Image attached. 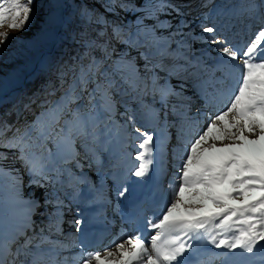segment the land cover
Listing matches in <instances>:
<instances>
[{
  "label": "snow or ice",
  "instance_id": "snow-or-ice-1",
  "mask_svg": "<svg viewBox=\"0 0 264 264\" xmlns=\"http://www.w3.org/2000/svg\"><path fill=\"white\" fill-rule=\"evenodd\" d=\"M33 4L34 0H0V27L7 25L14 30H24L33 19ZM60 7L62 5L54 0L47 22L52 35L64 22ZM165 7L180 11L175 5ZM248 15L260 26L243 47L232 46L226 38H218L215 26L203 28L204 33L210 34L207 42L215 45L222 57L217 71L237 67L240 76L234 87L229 85L227 75L214 79L212 110L203 113L206 123L199 113L192 120L194 131L183 145L179 167L168 184L169 196L158 218L147 221V226L155 231L150 237L128 235L102 251H87L80 245L52 241L41 229L39 240L34 243L35 233L29 236L27 230L32 228L31 216L42 206L41 201L35 197L23 200V177L16 169L5 167L9 157L4 150H12L18 153L14 159L23 162L29 184L47 189L62 183L59 177L63 172L59 165L70 163L78 154L69 153L59 161L56 155L62 148L67 150L77 138L87 141L90 136L86 115L78 104L84 99L83 94L87 92L90 97L89 114L95 110L97 93L104 101L105 112L111 115L115 107L112 90L117 86L114 82L97 81L91 91L87 88L100 73L95 61L81 65L61 101L49 110L47 122L29 125L23 132L19 128L13 131L6 123L0 124V178L7 177L11 181L10 192L0 191V216L7 212L14 214L21 204L25 206L23 227L17 229L10 242L0 240V264H41L35 255L32 260L27 257L34 247L39 249L45 243L54 246L49 249L53 255L48 264H188L185 254L195 251L194 243L202 240L233 254L239 250L243 258L234 260L233 264H251L250 258L258 252L262 257L260 264H264V0L259 3L253 0L248 6ZM122 33L120 26H113L111 38L104 41L108 45L103 49L106 55L112 39L132 46ZM8 39L9 34L0 31V45ZM139 55L145 61L142 69L136 67L130 57H120L121 66L131 70L129 76L123 78L127 85L125 92L130 90L141 98L151 96L154 103L160 104L159 110L151 111L158 120L166 118V110L175 114L177 107L170 102V97L182 100V90L177 91L160 76V72L167 76L173 73L163 63H151L147 50ZM73 104L77 107L73 108ZM180 107L189 109L190 103L182 102ZM181 115L189 119L187 111ZM62 119L64 123L60 126ZM128 124L140 141L135 157L140 163L134 175L143 177L154 163L155 133L136 127L132 116L128 117ZM33 131H38L39 135L33 137ZM50 140L56 144L57 154L46 148ZM126 192L125 188L119 195L124 196ZM54 196L55 192H48L43 204L53 203L51 197ZM55 203L60 205L62 201L57 197ZM56 231H59L58 221ZM72 247H80L81 251L73 256H60V252Z\"/></svg>",
  "mask_w": 264,
  "mask_h": 264
},
{
  "label": "bare ground",
  "instance_id": "bare-ground-1",
  "mask_svg": "<svg viewBox=\"0 0 264 264\" xmlns=\"http://www.w3.org/2000/svg\"><path fill=\"white\" fill-rule=\"evenodd\" d=\"M174 1L178 3L179 13L169 10L170 7L161 5L157 19L162 27L168 30H178L179 35L183 34L187 36L190 42L185 45V54L192 61L190 65L194 67L193 71L192 66L184 67V63L178 62L177 58L183 53H179L178 51L175 52L177 56L165 58V60L161 61L173 73L171 76L165 74L164 79H167L170 85L174 86L177 91L182 90L183 93L182 100L170 97V102L176 105L177 112L173 114L171 110H166L168 112L166 118L158 120L152 116L151 111L159 110L160 104L156 103V106L150 108L146 102L135 97V104L140 103L145 106L142 105L141 109H139L140 111L131 109L130 103H122L120 106L117 105L119 108L115 106L113 109V112H116L117 115L114 126L122 128L124 137L127 136L126 131L129 128V125L125 121V113L126 116L129 113L136 114V127H142V131L147 130L155 133L156 150L153 165L145 176L136 177L134 171L140 163V161L135 159L138 152L136 145L140 142L136 138V134L133 133L131 136L133 144L127 150V140L125 141V138L122 140L116 138L117 141H115L112 139L114 138L112 134H110L112 138H106V135H104L101 141L99 140V142L95 143L97 150L90 153L91 157L88 158L90 161L87 164L78 162V165L76 162L73 169L65 167L61 169H66L69 175L63 172V175L59 177L62 183L55 185L56 189H59H57L55 197H58L62 201L60 195H58V191H61L63 193L61 196H64V199L62 204L57 205L55 198L54 208L51 211L52 216L48 218L49 220L45 219L47 222H50L46 226L52 224L50 228L54 229L58 221L59 231H46V235L52 241H62L64 243L69 241L67 244L83 246L87 251H102L104 248L112 246L114 241H118L128 235H143L146 238L154 235L155 231L147 226V221L158 218L164 207V201L169 196L168 185L164 186L166 184L164 183V177L169 173L167 165L170 163V152L167 151L166 144L174 139L171 131L175 132L174 130L176 129L178 139V147L174 148L175 157L171 159V161H176L171 166L173 173L170 178H173L180 164L179 156L184 151L183 145L189 140L194 131L192 120L196 119L199 113L200 119L203 123H206L207 121L203 119V113L204 111L212 110L213 102L211 101V94L214 79L227 75L229 85L234 87L237 84L240 69L237 67H226L223 69V72L217 71V65L222 57L217 53L216 46L207 42L210 34L204 33L203 28L215 26L218 38H226L232 46L243 47L260 26L249 18V4H244L245 0L242 2L239 0L240 4L239 1H237L238 3H234V5L239 4L237 7H231L229 6L230 0H216V5L214 4L215 6L210 11L195 12L194 8H192L193 6L187 5L184 9V5L181 2ZM196 1L201 3L202 10H204L205 5L208 3L206 0ZM207 5L209 6V4ZM186 15L189 16L186 17ZM188 21H190L189 24H187ZM231 39L235 42L238 40V43H234ZM149 48L146 47L147 51ZM161 51L157 49L153 55L148 52L152 63H159L158 59L156 60L154 57L162 56L156 55ZM164 55L168 54L164 53ZM143 61L140 60V62ZM174 61H176L175 64ZM117 91L119 89H116V91L113 89L112 96L120 98L121 95ZM129 94L131 93H127V95ZM122 98L125 97L123 96ZM131 101L132 98L129 99V102ZM182 102L190 103V108L182 109L180 107ZM185 111H187L189 119H184L181 115ZM104 138L106 139L104 140ZM90 140L93 141V139ZM85 146H81L83 150ZM100 153L103 154L102 159H98L97 154L100 155ZM14 166L13 164L12 167ZM165 179L167 180V177ZM28 188L33 190H28L30 192L29 195L36 192L38 200H43V197L48 193L46 189L35 185L30 184ZM125 188L127 192L124 196H120L119 193ZM111 195H114V197ZM112 199L114 201H111ZM58 208L59 213H57ZM64 209L65 211L63 212ZM69 214H72L76 219H74L72 225L70 223L73 221V217H69ZM14 215L17 216L15 217V227L10 228L7 231L9 233H4V237L7 239L13 238L17 229L23 227L25 223V206L19 205ZM61 215L65 218L62 219ZM76 221H80L81 223L77 225ZM4 222H6V219ZM62 222L65 224V228L67 227L66 232L63 230ZM32 225L34 227L39 226L36 223ZM42 226L46 229V226ZM78 227L77 236H73L71 231L73 229L77 230ZM68 229L70 233H68ZM1 233L0 229V235ZM53 247L52 244L48 243L43 244L39 249L34 247V250L31 251L32 254L27 259L32 260L33 255H35L41 261V264H48L49 257L53 255L49 252V249ZM193 247L195 251L185 254L188 264H233L234 260L243 258L239 250L233 254L227 252V250L218 249L203 240L195 242ZM216 250L217 252H215ZM80 251V247H72L69 250L60 252L63 253L60 256H73ZM20 259H24V257H20ZM261 259V254L258 252L254 257L250 258L251 264H260Z\"/></svg>",
  "mask_w": 264,
  "mask_h": 264
},
{
  "label": "rangeland",
  "instance_id": "rangeland-1",
  "mask_svg": "<svg viewBox=\"0 0 264 264\" xmlns=\"http://www.w3.org/2000/svg\"><path fill=\"white\" fill-rule=\"evenodd\" d=\"M177 1L181 2L184 5V9L185 7H187V5L193 6L192 8H194L195 12L210 11V9H212L216 5V0H206L208 1L207 4H209V6L206 4L204 10H202L200 6L201 3L196 0ZM237 1L239 0H230V4L232 5L229 4V6L237 7L244 0H240L241 2L239 1V4L234 5V3H236ZM53 2L54 0H34L33 19L30 21L29 25L26 26L24 30H14L8 27L7 25L0 27V31L7 32L9 34V39L6 41V43L4 45H0V105L8 103L10 101V98L14 101L12 109L18 111V117H20L15 125V129L19 128L21 132H23L25 128L29 125H39L42 122H47V119L49 118V110L52 109V107L57 102L61 101L66 89L68 88V84L73 81V78L79 72L81 65H86V61H83L81 56V60L78 65L73 66L74 63H70V60L72 58L68 57L69 54L67 52V47L69 46V43L73 48H89L91 54L95 55V57L98 58L96 64L99 65L101 62L103 64V68H107L106 70H104L106 74H97L93 82L87 85L89 91L96 87L97 81H99L101 84H104L106 81L110 80L116 84V89H119L117 93L121 95L120 98L113 97L115 100V106H120L122 103H130L131 109H135L138 111H140L139 109H141L140 107H142L143 104H135L134 97L136 99L146 102L149 106L152 107L156 106V103L153 102L151 96H144L142 98L137 97V95L131 92L130 90H128L127 93L131 94L127 95V93H125L127 85L124 84L123 78L129 76L131 70L121 66L123 63L120 59L121 56L130 57V59L134 62L135 66L142 69L145 61L140 62V60L144 59H141L142 57L139 55V53L147 50L146 47H150L147 52L152 55L155 54V51L157 49L162 50L160 53L158 52V54H156L162 56L154 55V58H156V60L158 59L159 63H161L162 60H165V58L177 56L175 52L178 51L179 53L183 52L182 55L177 58L178 62L184 63V67L192 66L190 65L192 61H190V59L185 54V45L186 43L190 42L187 36H184L183 34L179 35L178 30H168L162 27V25H160V22L157 19L161 5L178 6V3H176L174 0H119L120 4L121 2L127 4L126 7H119L118 5L120 4L118 2L114 4L108 2H99L97 0H57V2L62 5V7L59 8V13L61 14L64 22L63 25L56 30L55 34L52 35L49 24L47 22L52 11ZM244 2V4L248 5L252 3L253 0H245ZM256 2L259 3V0H256ZM69 8H72L70 10H75L77 13H79L80 17L82 13L89 14V18H92L91 22L93 25L95 24V22H97L98 19H101L102 21L100 23H102V25H104L107 29L113 28V26L117 25L120 26V28L123 29L122 35L124 40L130 41L132 46L130 47L129 43L127 42L117 41L115 43V46L113 47L114 51L113 49L109 50L108 54L105 55V58L104 52L101 53L99 49L96 48V46L93 47L89 43L87 38L74 36L75 29L71 31V29H69L67 25V10ZM169 10L172 9L170 8ZM76 12L72 17L76 16ZM188 16L189 15H186V17ZM189 22L190 21H188L187 24H189ZM233 42L238 43V40L236 42ZM164 53H167L168 55H164ZM176 61H174V64ZM49 68L52 70L49 72L50 76L56 78L57 80H60L61 85L60 88H56L53 91V95H55V100L51 102L49 108H46V106L39 105L41 100H43L44 98L43 96H40L37 100L31 101L30 99H28V102L30 103H28L27 105H23L22 96L24 93L23 89L25 85V80L28 78L29 75L35 74L39 70ZM191 68H193L192 70L194 71V67L192 66ZM160 76L164 79L165 73L160 72ZM163 79L161 82H163ZM83 95L84 99L79 101L78 104L81 107V110L86 115L88 122V130L90 133L89 138L93 139V141H91L89 138L87 141L82 138H77L67 150H64L62 148L59 154L55 157L58 161L63 156L69 153H75L78 155H76V159H74L70 163H61L59 165L61 169L64 167L73 169V166L77 161L80 163L87 164L90 161V159H88L89 157H91L90 153H92V151L95 152V150H97V148L95 147V143L99 142V140L101 141L104 135H106V138H109L111 137L110 134H112L114 138H111L115 141H117V139L122 140L125 138V141L127 140L126 150L129 149L133 144L131 136L134 132L132 131V127L128 124V117H134L135 126H137L136 114L129 113L126 116L125 113V121L129 125V128L126 131L127 136L124 137V131L121 130L122 128L120 129L114 126L115 119H117L116 112L112 111L111 115H109L103 110L104 101L101 98L100 94L97 93L95 101V110L92 111L90 114L88 112V109L92 107L88 104L90 97L87 92H85ZM123 96L125 98H122ZM130 98H132L131 102H129ZM121 99L123 100L122 102ZM72 107L76 108L77 104H73ZM68 118L69 117H65L64 119ZM63 123L64 120L62 119L60 121V126H63ZM58 130L59 126L57 127V131ZM174 131L175 132L171 131V135H173L174 139L169 141L168 144H166V149L170 152V163H168L167 165L169 168V173L165 176L167 177V180L164 177V183H166L164 185L165 187L168 185L169 181L172 180V178H170L172 177L173 173V171L171 170V166L173 162L176 163V161H171L172 157H175L174 148L178 147L176 129ZM31 134L33 137H37L39 135V132L33 131ZM9 135H12V133L10 132ZM106 138H104V140ZM37 143H39V141H37ZM82 145H86L84 150L81 147ZM46 148L51 150L53 154L58 153L56 144L51 140L46 143ZM40 150L41 149H37V151ZM4 151H7V155L9 157V159L5 162V167L9 169H16L19 175L23 177V187L21 188V196L23 200H29L31 197H35L36 199H38L36 192H34L35 194L29 195V191H33L28 188L30 185L29 176L25 170L23 162L14 159V157L18 155V153L12 150ZM97 156L98 159L103 158L102 153H100V155L97 154ZM13 164L15 165L14 167H12ZM62 172L69 175V172L66 169L62 170ZM10 184L11 181L7 177L0 178V191H3L5 193L10 192ZM57 189L56 186H49L46 190L47 192L56 193ZM58 193V195H60V199H62L63 202L64 196H61L63 195V193H61V191H58ZM111 196L114 197V195ZM55 198V196L51 197L53 203L47 205L43 204V200H40L42 206L31 216L32 224L36 223V225H39L35 227L32 225V228H29L27 230L29 236H33V234L35 233L36 239L34 240V243L39 240V237L41 235V229L44 230L43 235H46V231H48L49 229L56 230V228H50L52 224L46 226V224L50 223L47 222V220H49L48 218H50L51 211L54 208L53 204ZM111 201H114V199H112ZM64 211L65 209L63 210V212ZM38 213L39 215H37ZM61 216L62 219L65 218L63 217V215ZM70 216L73 217V221L70 223V225H72V223H74L75 218L74 216H72V214H69V217ZM15 217L17 216L11 212H7L3 216H0V229L2 231L0 235L1 240L5 242H10V240H12V238H5L4 233H9L7 231L10 228L15 227ZM5 219L6 222H4ZM40 224L46 226V229ZM64 225L65 224L63 223V230L66 232L67 227L65 228ZM71 232L73 236H77L76 229H73V231ZM68 233H70V230ZM10 237H12V235H10ZM66 243H69V241H67ZM32 250H34V248ZM215 252H217V250Z\"/></svg>",
  "mask_w": 264,
  "mask_h": 264
},
{
  "label": "trees",
  "instance_id": "trees-1",
  "mask_svg": "<svg viewBox=\"0 0 264 264\" xmlns=\"http://www.w3.org/2000/svg\"><path fill=\"white\" fill-rule=\"evenodd\" d=\"M99 2H108V3H119V0H97ZM120 4V3H119ZM121 4L127 6V4L121 2ZM72 8H69L67 10V25L71 31L75 29L74 36H78L81 38H87L89 43L96 48L99 49L101 53L104 52V48L108 47V45L104 44V41L109 40L112 36L113 28H106L102 23H100L102 20L98 19L97 22L93 25L91 22V17L89 18V14L82 13L81 17L79 16V13H77L75 10H70ZM76 12V16L72 17L74 13ZM107 29V30H106ZM117 40L112 39L111 44L109 47V50L113 49L115 46V43ZM67 52L69 54V58H72L70 60V63L73 64V66H76L79 64L81 57L83 61H86V65L91 63L92 61H97V57L95 55H92L89 48L83 47V48H73L70 43L67 47ZM104 52V56H105ZM81 56V57H80ZM106 58V56H105ZM100 69L101 74H106L104 70L107 68H103V64L100 62L99 65H97ZM51 68V67H50ZM43 69L39 70L35 74L29 75L28 78L25 80L24 85V93H23V105H27L28 99L37 100L40 96H43V100L40 102V106H46V108H49L51 105V102L55 100L54 89L60 88V80H57L56 78H53L50 76L49 72L52 71L51 69ZM57 101V100H56ZM59 101V100H58ZM14 104V101L10 98V101L8 103H4L0 105V124H8L12 127V129L15 131V125L19 120L18 117V111H15L12 109V106ZM54 107V106H53ZM52 107V108H53Z\"/></svg>",
  "mask_w": 264,
  "mask_h": 264
}]
</instances>
